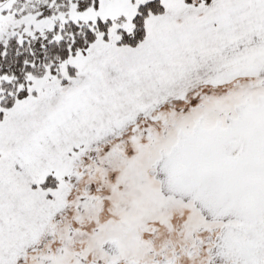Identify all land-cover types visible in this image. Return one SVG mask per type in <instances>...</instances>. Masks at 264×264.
Instances as JSON below:
<instances>
[{
  "label": "snow or ice",
  "instance_id": "6c2138e0",
  "mask_svg": "<svg viewBox=\"0 0 264 264\" xmlns=\"http://www.w3.org/2000/svg\"><path fill=\"white\" fill-rule=\"evenodd\" d=\"M0 264H264V0H0Z\"/></svg>",
  "mask_w": 264,
  "mask_h": 264
}]
</instances>
